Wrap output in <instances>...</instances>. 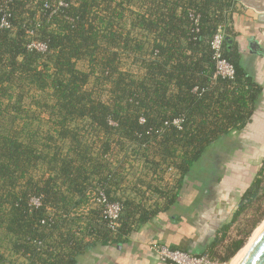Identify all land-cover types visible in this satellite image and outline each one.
<instances>
[{"label":"trees","instance_id":"16d2710c","mask_svg":"<svg viewBox=\"0 0 264 264\" xmlns=\"http://www.w3.org/2000/svg\"><path fill=\"white\" fill-rule=\"evenodd\" d=\"M238 5L0 0V22L9 24L0 28V264H83L99 248L126 242L159 211L143 204V191L132 189L138 201L116 195L131 157L155 178L174 169L176 189L203 183L212 145L251 120L262 92L233 29ZM219 28L230 38L220 57L232 77L216 74L210 40ZM163 188L151 191L172 202ZM99 190L122 206L113 231L92 204ZM263 202L264 154L200 252L227 264L264 206L224 244L229 227Z\"/></svg>","mask_w":264,"mask_h":264},{"label":"crops","instance_id":"0c3cea01","mask_svg":"<svg viewBox=\"0 0 264 264\" xmlns=\"http://www.w3.org/2000/svg\"><path fill=\"white\" fill-rule=\"evenodd\" d=\"M232 25L237 32L243 61L262 86L251 120L212 145L206 157L208 167L203 172L207 176L201 173L203 183L192 182L176 189L175 184L172 185L176 172H167L172 178L166 182L163 175L161 179L155 178L157 173L149 171L152 181L167 183L170 196L175 199L169 202L149 190L152 199L145 205L149 209L157 207L159 211L126 242L99 248L95 257L85 256L83 264H170L157 259L150 249L151 243L157 241L198 253L228 221L234 204L250 183L264 154V24L256 21L255 11L239 2ZM213 148L220 152L218 157L210 156Z\"/></svg>","mask_w":264,"mask_h":264},{"label":"built area","instance_id":"2783aa9c","mask_svg":"<svg viewBox=\"0 0 264 264\" xmlns=\"http://www.w3.org/2000/svg\"><path fill=\"white\" fill-rule=\"evenodd\" d=\"M58 4L62 5L61 1ZM9 26L6 19H2L0 22V28H7ZM225 36L223 31L219 28L210 40V47L213 50V58L215 59L216 74L226 77H232L233 68L223 58L220 57L222 44ZM29 48H36L43 51L45 46L41 43L32 42ZM174 123H178V120H174ZM175 170L167 168L166 172H172ZM36 202V201H35ZM92 204L98 207L100 210V216L107 222L110 230H115L119 225V220L122 212V206L119 201L110 202L106 195L99 190L97 195L92 199ZM150 249L155 253L157 259L161 262L170 264H223L217 260L211 259L206 253H191L180 249H171L162 243H152Z\"/></svg>","mask_w":264,"mask_h":264},{"label":"rangeland","instance_id":"374dc122","mask_svg":"<svg viewBox=\"0 0 264 264\" xmlns=\"http://www.w3.org/2000/svg\"><path fill=\"white\" fill-rule=\"evenodd\" d=\"M77 66L80 69H84L86 67L82 62H79ZM129 68L132 69V71L135 70L134 67L129 66ZM218 153H220V152H217L216 149L213 148V153L210 156L213 158H215V156L218 157L219 156ZM129 161H131L129 164H132V166H129V164H127L125 166V172H124L125 180H124V183H122L120 185V187L118 188V195L121 197V200H123L126 197V198H133L136 201H138L139 198L137 197V194H135L134 191H132V189L137 191L140 194H141V191H143L144 195H142L141 198L143 200V204H147V203H149V199H152L151 194L149 193V189L153 190L154 188H156L158 186L161 188H163V187L167 188V185H166L167 183H163V182L161 183V182H157L155 180L152 181V176L149 177V171L146 175L145 174L146 169H143L141 167V164L139 161H134V159H132V157L129 158ZM166 173L167 172L165 169V171L163 172L162 175L165 177V180L167 182L168 179H171L172 177L170 176L171 174L166 175ZM147 183H149V187H148ZM173 184L174 183H172V185ZM263 206H264V202L261 205H259L258 203H254L252 206L249 207L248 210H246L244 213H242L240 215V217L238 218V220L229 227V229L227 231V237L223 243L225 244L230 239L241 237L243 235L242 234L243 231L249 227L250 223L256 218V216L258 215L259 211L261 210V208ZM263 220H264V216L251 229L250 233L245 238V242L241 248H243L244 245H247V242H249L250 237L252 236L254 231L259 227V225L263 222ZM223 247H224L223 244H220L217 247V251L219 252V254H222ZM240 249H238V251ZM236 253L231 257V259L227 262V264H231L230 262H231L232 258L236 255Z\"/></svg>","mask_w":264,"mask_h":264},{"label":"water","instance_id":"95a60500","mask_svg":"<svg viewBox=\"0 0 264 264\" xmlns=\"http://www.w3.org/2000/svg\"><path fill=\"white\" fill-rule=\"evenodd\" d=\"M245 8L256 13V21L264 24V0H239ZM225 40L230 41L229 37ZM236 264H264V227L246 248Z\"/></svg>","mask_w":264,"mask_h":264},{"label":"bare ground","instance_id":"6f19581e","mask_svg":"<svg viewBox=\"0 0 264 264\" xmlns=\"http://www.w3.org/2000/svg\"><path fill=\"white\" fill-rule=\"evenodd\" d=\"M264 227V220L263 222L259 225V227L254 231V233L252 234V236L249 239V242H247V245H244L243 248H241L236 255L232 258L231 260V264H236L238 262V260L241 258V256L243 255V253L245 252L246 248L249 246V244L253 241V239L258 235V233L262 230V228Z\"/></svg>","mask_w":264,"mask_h":264}]
</instances>
